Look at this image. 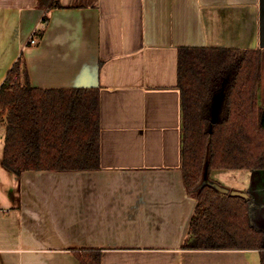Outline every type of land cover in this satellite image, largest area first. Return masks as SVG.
<instances>
[{
    "label": "crops",
    "instance_id": "crops-1",
    "mask_svg": "<svg viewBox=\"0 0 264 264\" xmlns=\"http://www.w3.org/2000/svg\"><path fill=\"white\" fill-rule=\"evenodd\" d=\"M57 1L0 0V85L20 58L21 84L96 90L99 167L14 174L0 117V264H82L86 250L99 264H262L258 249L183 248L197 200L177 71L182 48L258 49L264 100V0ZM244 170L221 171L244 191Z\"/></svg>",
    "mask_w": 264,
    "mask_h": 264
},
{
    "label": "trees",
    "instance_id": "trees-1",
    "mask_svg": "<svg viewBox=\"0 0 264 264\" xmlns=\"http://www.w3.org/2000/svg\"><path fill=\"white\" fill-rule=\"evenodd\" d=\"M57 5L51 0L49 8ZM177 72L181 168L197 200L183 248L258 249L264 264V231L252 221V198L200 185L205 172L214 181L212 170H264V106L257 100L260 50L182 48ZM19 75L20 58L0 85L4 167L16 175L24 170L98 168L97 91L42 90L31 87L27 78L21 84ZM217 95L219 115L214 119ZM81 260L99 264L100 251H83Z\"/></svg>",
    "mask_w": 264,
    "mask_h": 264
},
{
    "label": "rangeland",
    "instance_id": "rangeland-1",
    "mask_svg": "<svg viewBox=\"0 0 264 264\" xmlns=\"http://www.w3.org/2000/svg\"><path fill=\"white\" fill-rule=\"evenodd\" d=\"M262 65L264 68V57L262 59ZM219 99L220 95H217L215 98V105L213 107L214 109H216V112L212 114L214 119H217L219 115ZM258 103L260 106H263L264 100L260 98ZM226 172L221 170L214 171L212 176L210 174L209 176L212 180L219 183L221 186L227 187L228 189L232 190L233 188H231V186H229L224 179H227V177L232 174L236 175L238 173H234V171ZM240 177L242 179L247 178V180L249 181L245 190L248 191V195L252 198L253 201L252 221L258 229L264 231V170L253 172L244 170Z\"/></svg>",
    "mask_w": 264,
    "mask_h": 264
},
{
    "label": "water",
    "instance_id": "water-1",
    "mask_svg": "<svg viewBox=\"0 0 264 264\" xmlns=\"http://www.w3.org/2000/svg\"><path fill=\"white\" fill-rule=\"evenodd\" d=\"M213 110H214L213 111V114H214L216 112V109L213 108ZM204 184H210L216 190H218L219 192L224 193V194L238 195V196L244 197L245 199H248L249 198V195L245 191L237 190V189L230 190L227 187L221 186L219 183H217L215 181H209L206 172L204 173L203 180H202V182H201L200 185L202 186Z\"/></svg>",
    "mask_w": 264,
    "mask_h": 264
},
{
    "label": "built area",
    "instance_id": "built-area-1",
    "mask_svg": "<svg viewBox=\"0 0 264 264\" xmlns=\"http://www.w3.org/2000/svg\"><path fill=\"white\" fill-rule=\"evenodd\" d=\"M35 42H36V41H35V39H33V38L30 40V43H32V44L35 43Z\"/></svg>",
    "mask_w": 264,
    "mask_h": 264
},
{
    "label": "flooded vegetation",
    "instance_id": "flooded-vegetation-1",
    "mask_svg": "<svg viewBox=\"0 0 264 264\" xmlns=\"http://www.w3.org/2000/svg\"><path fill=\"white\" fill-rule=\"evenodd\" d=\"M246 191V190H245Z\"/></svg>",
    "mask_w": 264,
    "mask_h": 264
}]
</instances>
